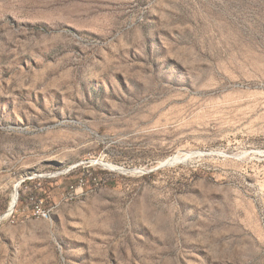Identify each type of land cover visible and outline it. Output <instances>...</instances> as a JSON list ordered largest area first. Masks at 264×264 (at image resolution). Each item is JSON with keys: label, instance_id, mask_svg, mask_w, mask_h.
<instances>
[{"label": "rangeland", "instance_id": "obj_1", "mask_svg": "<svg viewBox=\"0 0 264 264\" xmlns=\"http://www.w3.org/2000/svg\"><path fill=\"white\" fill-rule=\"evenodd\" d=\"M0 264H264V0H0Z\"/></svg>", "mask_w": 264, "mask_h": 264}, {"label": "trees", "instance_id": "obj_2", "mask_svg": "<svg viewBox=\"0 0 264 264\" xmlns=\"http://www.w3.org/2000/svg\"><path fill=\"white\" fill-rule=\"evenodd\" d=\"M80 178H75L74 180L71 181V186L75 187L78 182L79 179H86V181L88 183L93 182L94 180H96V174H92V175H88L85 172H80ZM40 182L35 180L34 182H29V181H24L22 183V189L19 190V198H18V202L20 203H24V200L27 199L29 201H32L34 203H38L40 201H43L44 199V194H43V189L42 186L39 185ZM27 188L28 190L25 192L24 189ZM31 199V200H30Z\"/></svg>", "mask_w": 264, "mask_h": 264}, {"label": "built area", "instance_id": "obj_3", "mask_svg": "<svg viewBox=\"0 0 264 264\" xmlns=\"http://www.w3.org/2000/svg\"><path fill=\"white\" fill-rule=\"evenodd\" d=\"M36 214L38 216H41V217H46V215H47L44 210H42L41 208H38V207H37V210H36Z\"/></svg>", "mask_w": 264, "mask_h": 264}, {"label": "bare ground", "instance_id": "obj_4", "mask_svg": "<svg viewBox=\"0 0 264 264\" xmlns=\"http://www.w3.org/2000/svg\"><path fill=\"white\" fill-rule=\"evenodd\" d=\"M17 196V195H16ZM11 201H12V206L14 205V203L16 202V200L14 199V197H11Z\"/></svg>", "mask_w": 264, "mask_h": 264}, {"label": "water", "instance_id": "obj_5", "mask_svg": "<svg viewBox=\"0 0 264 264\" xmlns=\"http://www.w3.org/2000/svg\"><path fill=\"white\" fill-rule=\"evenodd\" d=\"M18 196H19V192H18Z\"/></svg>", "mask_w": 264, "mask_h": 264}]
</instances>
